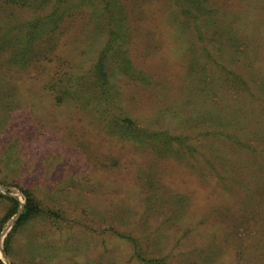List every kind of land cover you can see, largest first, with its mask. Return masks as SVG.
<instances>
[{"label":"rangeland","instance_id":"374dc122","mask_svg":"<svg viewBox=\"0 0 264 264\" xmlns=\"http://www.w3.org/2000/svg\"><path fill=\"white\" fill-rule=\"evenodd\" d=\"M0 195L3 264H264V0H0Z\"/></svg>","mask_w":264,"mask_h":264},{"label":"trees","instance_id":"16d2710c","mask_svg":"<svg viewBox=\"0 0 264 264\" xmlns=\"http://www.w3.org/2000/svg\"><path fill=\"white\" fill-rule=\"evenodd\" d=\"M55 15V12L52 11V13L50 15L45 16L44 18H47L46 20H51V18ZM45 21V20H44ZM43 22V21H42ZM42 22H38L39 24H41ZM113 38V37H112ZM105 76V75H103ZM71 77L72 76H66L65 78H63L62 75H57V77L51 81H49L50 83V87L51 89H54L55 91H57L58 87L60 85H63L62 87H66L70 81H71ZM74 79V78H73ZM60 99V98H59ZM133 119L132 118H126L123 120V124L126 123V125L128 126H133ZM145 132L146 130H141L138 129L137 133L141 134V132ZM142 132V133H143ZM1 196V195H0ZM7 201H8V212H7V217H12L14 216L19 208V204L18 202L13 199V198H8V197H4ZM36 213V208L35 206H33V203L31 201L27 200V203H25L24 209L22 210V212L20 213L19 217L17 218L14 228H16V226L20 225V224H24L27 221H29ZM8 237L5 239L4 241V251L6 252V248H8L9 245V241H8ZM0 264H3V262L0 260Z\"/></svg>","mask_w":264,"mask_h":264},{"label":"water","instance_id":"95a60500","mask_svg":"<svg viewBox=\"0 0 264 264\" xmlns=\"http://www.w3.org/2000/svg\"><path fill=\"white\" fill-rule=\"evenodd\" d=\"M21 213V209H19V211H18V213H17V215L16 216H19V214Z\"/></svg>","mask_w":264,"mask_h":264}]
</instances>
